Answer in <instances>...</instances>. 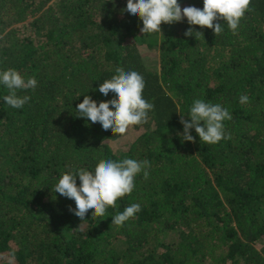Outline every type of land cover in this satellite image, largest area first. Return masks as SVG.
I'll use <instances>...</instances> for the list:
<instances>
[{"label": "trees", "instance_id": "1", "mask_svg": "<svg viewBox=\"0 0 264 264\" xmlns=\"http://www.w3.org/2000/svg\"><path fill=\"white\" fill-rule=\"evenodd\" d=\"M260 242L264 0H0V264H264Z\"/></svg>", "mask_w": 264, "mask_h": 264}, {"label": "rangeland", "instance_id": "2", "mask_svg": "<svg viewBox=\"0 0 264 264\" xmlns=\"http://www.w3.org/2000/svg\"><path fill=\"white\" fill-rule=\"evenodd\" d=\"M31 20H28L27 22H23L19 25H15L13 26L14 28H22L24 29V26H26L28 28V24ZM27 30V29H25ZM29 30V28H28ZM26 31L24 33H21L19 34V37H25V36H28L29 35V32L30 31ZM140 51L143 55V57L145 58V61L147 62V66L150 67V68H153L154 65H156V61H155V57H156V54L154 51H151V50H148V48L146 47H140ZM137 133L136 132H131L130 134L128 135H122L117 141H114L111 146L114 150H119L121 148H123L126 144H128L129 142H131L135 137H136ZM175 236V235H174ZM264 246V242H260L256 245V247L258 249H261L263 248Z\"/></svg>", "mask_w": 264, "mask_h": 264}]
</instances>
